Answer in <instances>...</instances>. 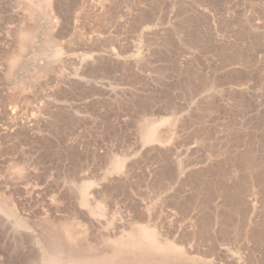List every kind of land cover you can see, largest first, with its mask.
I'll list each match as a JSON object with an SVG mask.
<instances>
[{"label": "rangeland", "instance_id": "374dc122", "mask_svg": "<svg viewBox=\"0 0 264 264\" xmlns=\"http://www.w3.org/2000/svg\"><path fill=\"white\" fill-rule=\"evenodd\" d=\"M138 248L264 264V0H0V264Z\"/></svg>", "mask_w": 264, "mask_h": 264}, {"label": "bare ground", "instance_id": "6f19581e", "mask_svg": "<svg viewBox=\"0 0 264 264\" xmlns=\"http://www.w3.org/2000/svg\"><path fill=\"white\" fill-rule=\"evenodd\" d=\"M23 32H24V31H23ZM26 33H28V32H26ZM19 35H20V34H19ZM27 36H28V35H26L25 37H27ZM22 37H24V36H22ZM48 37H49V36H48ZM50 38H51V37H50ZM24 39H25V38H24ZM24 39L22 38V40H24ZM53 39H54V38H53ZM47 40H48V39H47ZM23 42H24V41H23ZM49 43H50V42H49ZM22 48H23V47H22ZM22 48H21V49H22ZM55 48H56V47H55ZM54 50H55V49H54ZM53 52H54V51H53ZM55 54H56V53H55ZM14 57H15V56H14ZM12 58H13V57H12ZM17 59H18V58H17ZM16 62H17V61H16ZM22 86H23V85H22ZM147 131H149V130H147ZM146 133H148V132H146ZM156 134H157V133H156ZM152 136H153V135H152ZM152 139H153V137H152ZM155 139H156V136H155ZM159 142H160V140H159ZM163 143H164V142H163ZM2 207H3V206H2ZM65 229H66V228H65ZM68 229H69V228H68ZM66 230H67V229H66ZM67 231H68V230H67ZM69 231H70V230H69ZM69 231H68V232H69ZM140 231H141V230H140ZM65 232H66V231H65ZM153 232H154V231H152V229H151V230H150V229L147 230V228L143 227V234H144L145 237H142V238H143L144 241L148 242V244H150V243H152V242H153L152 244H154V243H155L154 241H156V238H157V237L154 235V233L156 234V231H155L154 233H153ZM66 234H67V232H66ZM141 234H142V233H141ZM70 235H72V234H70ZM67 236H68V235H67ZM71 237L73 238V236H71ZM155 237H156V238H155ZM145 238H146L147 240H146ZM122 240H123V239H122ZM130 240H131V239H130ZM126 241H127V240H126ZM131 241H132V240H131ZM138 242H139V241H138ZM146 242H145V243H146ZM158 242H159V239L157 240V243H158ZM56 243H57V242H56ZM121 243H122V242H121ZM128 243H129V242H128ZM145 243H144V245H145ZM157 243H156V244H157ZM133 244H134V242H133ZM133 244H132V242H131L132 248H133V246H134L135 249H136V246H137V247H140V249L143 248V247L141 248V246H144V245H141V244L139 245V243H137L136 245H133ZM156 244H155V245H156ZM160 244H161V243H160ZM54 245H55V244H54ZM58 245H60V243H59ZM67 245H68V244H67ZM74 245H75V244H74ZM126 245H128V244H126ZM129 245H130V243H129ZM129 245H128V246H129ZM162 245H163V244H162ZM162 245H161V246H162ZM62 246H63V244H62ZM70 246H71V245H70ZM146 246H148L147 243H146ZM51 247H52V246H51ZM58 247H59V246H58ZM60 247H61V246H60ZM65 247H66V245H65ZM151 247H154V245H151V244H150V249H151ZM156 247L160 249L159 252H163V250L161 251V248H162V247H161V248H160V246H156ZM156 247H155V248H156ZM74 248H75V247H74ZM145 248H146V247H145ZM155 248H153V249H155ZM165 248H166V250H167V248H169V247H164V252H166ZM61 249H62V248H61ZM68 249H70V247H69ZM77 249H78V248H77ZM85 249H86V248H85ZM89 249H90V248H89ZM133 249H134V248H133ZM135 249H134V250H135ZM140 249L138 248L139 251H142V253H144L145 250H140ZM143 249H144V248H143ZM146 249H147V248H146ZM150 249H149V251H146V254H147V252H148V253L150 252ZM162 249H163V248H162ZM75 250H76V249H75ZM78 250L80 251V248H79ZM78 250H77V251H78ZM147 250H148V249H147ZM155 250L157 251V249H155ZM155 250H152V252H153V251L155 252ZM52 251H53V250H52ZM81 251H82V250H81ZM126 251H127V249H126ZM135 251H137V250H135ZM74 252L76 253V251H74ZM154 252H153V253H154ZM157 252H158V251H157ZM49 253H50V252H49ZM71 253H72V252H71ZM80 253H81V252H80ZM101 253H102V252H101ZM101 253H100V254H101ZM115 253H116V252H115ZM121 253H122V252H121ZM125 253H126V252H125ZM125 253L123 254L125 258H122L123 261H124V259H127L126 256H128V258L131 259V260H130V259H129V260L132 261L131 255L129 256V254H125ZM127 253H128V252H127ZM155 253H156V252H155ZM88 254H89V253H88ZM102 254H103V253H102ZM160 254H161V253H160ZM162 254H163V253H162ZM182 254H183V253H182ZM72 255H73V254H72ZM74 255H75V254H74ZM119 255H120V254H119ZM142 255H145V253L140 255L141 258H140L139 256H138V257L141 259V262H144V261H145V257L142 258V257H143ZM53 256H54V255H53ZM76 256H78V253L76 254ZM89 256H90V255H89ZM91 256H95V257H96V255H91ZM91 256H90L89 258H90L91 260L94 259V258H92ZM105 256H106V255H105ZM105 256H104V257H105ZM134 256H135V258L137 257L136 254H133V257H134ZM145 256H146V255H145ZM99 257H100V256H99ZM102 257H103V256H101L100 258H102ZM106 257H108V256H106ZM115 257H116V258H120V256L117 257V256L112 255V258H115ZM138 257H137L136 259H134V260L137 261V262H140V261H138V260H140V259H138ZM146 257H147V256H146ZM77 258H78V257H77ZM77 258H76V259H77ZM81 258H82V257H81ZM89 258H88V260H89ZM100 258H98V259H100ZM116 258H115V259H116ZM96 259H97V258H96ZM96 259H95L94 261H97ZM163 259H164V257H163ZM163 259H162V260H163ZM112 260H114V259H112ZM129 260H127L129 264H131L132 262H133L132 264H134V260H133L131 263H130ZM143 260H144V261H143ZM165 260H166V259H165ZM168 260H169V259H168ZM78 261H80V260L77 259L76 261H74L75 264H76V262H78ZM84 261H85V260H84ZM84 261H82V262H84ZM99 261H100V260H99ZM101 261H103V260L101 259ZM101 261H100V262H101ZM107 261H109L108 258H107ZM107 261H106V262H107ZM119 261H120V259H119ZM119 261L117 260L116 262L119 263ZM127 261H126V262H127ZM149 261H152V260H148V262H149ZM155 261H156V260H155ZM155 261H153V262H155ZM82 262H79V263H82ZM87 262H88V261H87ZM92 262H93V261H92ZM100 262H99V264H100ZM109 262H110V261H109ZM114 262H115V261H114ZM116 262H115V263H116ZM120 262H121V261H120ZM126 262H125V264H127ZM141 262H140V263H141ZM145 262H146V261H145ZM145 262H144V263H145ZM148 262H146L145 264H149ZM165 262H167V261H164L163 264H164ZM56 263H57V262H56ZM85 263H86V261L84 262V264H85ZM88 263H89V262H88ZM93 263H94V262H93ZM123 263H124V262H123ZM123 263H122V264H123ZM159 263H160V262H158V264H159ZM49 264H50V263H49ZM51 264H52V261H51ZM82 264H83V263H82ZM101 264H105L104 261H103V263H101ZM108 264H111V263H108ZM119 264H120V263H119ZM135 264H136V263H135ZM137 264H138V263H137ZM142 264H143V263H142Z\"/></svg>", "mask_w": 264, "mask_h": 264}]
</instances>
